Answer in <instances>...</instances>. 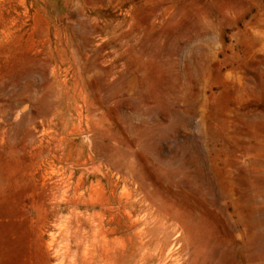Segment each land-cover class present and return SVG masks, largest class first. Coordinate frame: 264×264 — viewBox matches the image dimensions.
I'll return each instance as SVG.
<instances>
[{
    "label": "rangeland",
    "instance_id": "374dc122",
    "mask_svg": "<svg viewBox=\"0 0 264 264\" xmlns=\"http://www.w3.org/2000/svg\"><path fill=\"white\" fill-rule=\"evenodd\" d=\"M0 264H264V0H0Z\"/></svg>",
    "mask_w": 264,
    "mask_h": 264
},
{
    "label": "bare ground",
    "instance_id": "6f19581e",
    "mask_svg": "<svg viewBox=\"0 0 264 264\" xmlns=\"http://www.w3.org/2000/svg\"><path fill=\"white\" fill-rule=\"evenodd\" d=\"M87 251V250H86Z\"/></svg>",
    "mask_w": 264,
    "mask_h": 264
}]
</instances>
